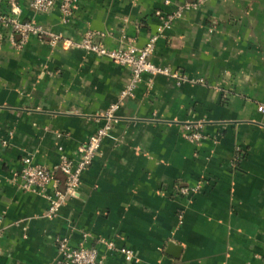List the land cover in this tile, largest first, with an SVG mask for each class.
Wrapping results in <instances>:
<instances>
[{
    "label": "crops",
    "instance_id": "obj_1",
    "mask_svg": "<svg viewBox=\"0 0 264 264\" xmlns=\"http://www.w3.org/2000/svg\"><path fill=\"white\" fill-rule=\"evenodd\" d=\"M31 1L0 0V15L18 9L23 20L74 40L92 31L116 49L144 46L161 24L158 10L195 0H78L69 21L60 1L45 13ZM152 61L187 80L146 73L120 99L128 67L63 42L30 36L17 47L0 35V264H56L55 238L77 246L83 233L103 264H264V0L184 8ZM116 103L118 119L79 194L47 217V198L12 183L22 158L50 167L78 159ZM189 121L204 122L199 142L182 135ZM183 185L199 189L183 195Z\"/></svg>",
    "mask_w": 264,
    "mask_h": 264
},
{
    "label": "built area",
    "instance_id": "obj_2",
    "mask_svg": "<svg viewBox=\"0 0 264 264\" xmlns=\"http://www.w3.org/2000/svg\"><path fill=\"white\" fill-rule=\"evenodd\" d=\"M60 1V10L64 21H69L77 7L78 0H32L31 5L41 13L48 12ZM203 0L186 2L184 6L171 11L163 12L158 10L156 14L161 19V24L156 32L150 35L146 44L142 47L128 46L116 49L108 48L101 40H95V33L87 31L79 40H74L56 33L42 24L32 20H23L19 17V10L14 9L10 15H0V35L9 33L17 47H22L30 36H35L41 41L57 45L63 42L68 47H78L86 52L99 56H105L116 64L128 67L131 70L130 80L121 93L120 99L132 96L137 88L143 74L165 75L175 78L178 83L187 80L186 76L178 71H172L168 67L158 65L152 61L156 51L157 41L170 29L175 20L181 16L184 8H196ZM169 3V0H166ZM5 31V32H4ZM203 81V80H199ZM119 103L113 104L106 112L100 114L106 119V123L100 127L88 141L80 146L79 158L73 159L64 155L60 162L54 167L36 163L33 158L26 156L22 158L21 167L13 173L12 183L22 191L34 192L47 198L49 208L47 217L53 218L60 213L61 208L70 197L79 194L82 173L92 164L93 160L100 153L103 139L108 136L117 121V111ZM258 110L264 113V104L258 106ZM204 122L189 121L183 124V137L190 142H199L205 135ZM7 141H3L5 146ZM64 188L61 189V185ZM198 185H183L180 193L183 195L197 192ZM1 235V233H0ZM88 234L83 233V238ZM82 241L77 246L71 243V239L66 235H59L55 238L57 256L56 264H103L104 258L95 247H90ZM108 250H115L122 253L129 262L135 259L134 250L129 247H118L113 240H99Z\"/></svg>",
    "mask_w": 264,
    "mask_h": 264
},
{
    "label": "water",
    "instance_id": "obj_3",
    "mask_svg": "<svg viewBox=\"0 0 264 264\" xmlns=\"http://www.w3.org/2000/svg\"><path fill=\"white\" fill-rule=\"evenodd\" d=\"M172 245H173V243L170 244V246H172Z\"/></svg>",
    "mask_w": 264,
    "mask_h": 264
}]
</instances>
